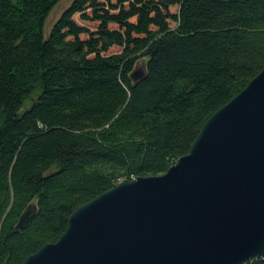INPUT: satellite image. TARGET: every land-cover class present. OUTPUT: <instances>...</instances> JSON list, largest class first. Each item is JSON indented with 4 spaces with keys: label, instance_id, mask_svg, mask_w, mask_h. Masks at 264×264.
<instances>
[{
    "label": "trees",
    "instance_id": "obj_1",
    "mask_svg": "<svg viewBox=\"0 0 264 264\" xmlns=\"http://www.w3.org/2000/svg\"><path fill=\"white\" fill-rule=\"evenodd\" d=\"M58 1L0 0V264L119 181L165 173L264 66V0H72L45 36Z\"/></svg>",
    "mask_w": 264,
    "mask_h": 264
},
{
    "label": "water",
    "instance_id": "obj_2",
    "mask_svg": "<svg viewBox=\"0 0 264 264\" xmlns=\"http://www.w3.org/2000/svg\"><path fill=\"white\" fill-rule=\"evenodd\" d=\"M136 66L131 79L144 77ZM36 211L29 204L16 228ZM264 257V66L165 173L123 179L76 207L21 264H244Z\"/></svg>",
    "mask_w": 264,
    "mask_h": 264
},
{
    "label": "rangeland",
    "instance_id": "obj_3",
    "mask_svg": "<svg viewBox=\"0 0 264 264\" xmlns=\"http://www.w3.org/2000/svg\"><path fill=\"white\" fill-rule=\"evenodd\" d=\"M72 0H59L54 7L50 10L48 13L45 22H44V28H43V33L46 36L52 25L55 23V21L58 19L62 11L68 7V5L71 3ZM137 66H141L140 64H137ZM32 98H35V94L32 95L26 102L24 107H27L29 103L31 102ZM26 208V207H25ZM19 219V218H18ZM18 221V220H17Z\"/></svg>",
    "mask_w": 264,
    "mask_h": 264
},
{
    "label": "bare ground",
    "instance_id": "obj_4",
    "mask_svg": "<svg viewBox=\"0 0 264 264\" xmlns=\"http://www.w3.org/2000/svg\"><path fill=\"white\" fill-rule=\"evenodd\" d=\"M137 64H138V63H137ZM26 224H27V223H26ZM24 226H25V225H24ZM252 259H253V258H252ZM249 260H251V259H249ZM249 260H247V261H249ZM247 261H246V262H247ZM246 262H245V263H246ZM245 263H244V264H245Z\"/></svg>",
    "mask_w": 264,
    "mask_h": 264
},
{
    "label": "built area",
    "instance_id": "obj_5",
    "mask_svg": "<svg viewBox=\"0 0 264 264\" xmlns=\"http://www.w3.org/2000/svg\"><path fill=\"white\" fill-rule=\"evenodd\" d=\"M134 178H135V177H133V176L131 177V179H134ZM121 181H122V180H121ZM119 182H120V181H119Z\"/></svg>",
    "mask_w": 264,
    "mask_h": 264
}]
</instances>
